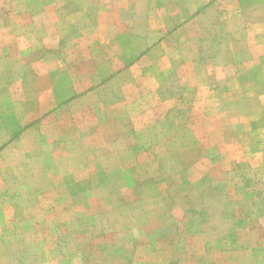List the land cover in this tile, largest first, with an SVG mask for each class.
I'll use <instances>...</instances> for the list:
<instances>
[{
  "label": "rangeland",
  "instance_id": "obj_1",
  "mask_svg": "<svg viewBox=\"0 0 264 264\" xmlns=\"http://www.w3.org/2000/svg\"><path fill=\"white\" fill-rule=\"evenodd\" d=\"M13 35L0 264H264V0H0Z\"/></svg>",
  "mask_w": 264,
  "mask_h": 264
},
{
  "label": "crops",
  "instance_id": "obj_2",
  "mask_svg": "<svg viewBox=\"0 0 264 264\" xmlns=\"http://www.w3.org/2000/svg\"><path fill=\"white\" fill-rule=\"evenodd\" d=\"M14 39H16V40H18V39H20V38H15L14 37V35H13V37H11V38H5V39H3L2 38V40H0V43L1 44H3L4 42H10V41H14ZM7 40V41H6ZM28 41V43H26L27 44V46H30L31 44H34V42L35 41H33V42H31L32 40L31 39H29V40H27ZM96 39H94V37H91V38H80V39H76L75 40V44H76V46H78L80 43H82V46H84V45H96ZM105 42H107L108 44L107 45H113L114 43H115V40L114 39H109V38H107V39H105L104 40ZM18 44L20 45V42L18 41ZM32 46H34V45H32ZM76 51V53H78V49H76L75 50ZM84 52V51H83ZM6 68L7 69H9V70H14V69H19V67H14L13 66V64H10L9 66H6ZM36 68V66L35 65H32V66H28L27 68H26V71L27 72H30V71H32L31 72V75L32 76H34L35 75V69ZM31 69V70H30ZM29 76H30V74H28ZM89 76H92V77H98L97 76V74H92V75H89ZM43 93V95L44 96H46V94L48 95V97L51 95V93H52V89L51 88H48V89H46V87L45 88H43V91H41L40 89H38V90H36V89H34V91L31 89V94H32V99H33V101L31 102V105L28 103V105H29V107H30V109L31 110H33V112L38 108V109H40L41 111L43 110V112L44 111H46L47 109H51V105L48 103L47 105H46V102H45V98H43V101H41V98L39 99V104L37 105V102H36V93ZM34 95V96H33ZM51 99L50 98H48V101H50ZM13 101V100H12ZM17 104V107L19 108V103H15L14 101L11 103V105H12V110H14L15 108H14V105H16ZM42 104V105H41ZM101 105H103L102 103H100ZM110 106H114V107H116V105L113 103V104H109L108 105V107H110ZM37 107V108H36ZM39 110V111H40ZM41 113H39V115H40ZM33 115L35 116V114L33 113ZM33 120V119H32ZM29 120V121H27V123H23V125H22V127H23V129H25V127L26 128H29L33 123H34V121L35 120ZM20 123H17V126H19L15 131H11V133H13V135H15V138L16 137H20L19 135H20V133H21V131H24L23 129H21L20 128ZM9 133H10V131H9ZM4 134V133H3ZM17 135V136H16ZM11 139V140H10ZM8 140H10L11 141V143L12 144H14L17 140H14L13 139V137L11 136L10 138L8 137L7 139H6V141H8ZM5 141V140H4ZM14 142V143H13ZM107 172V171H106Z\"/></svg>",
  "mask_w": 264,
  "mask_h": 264
}]
</instances>
